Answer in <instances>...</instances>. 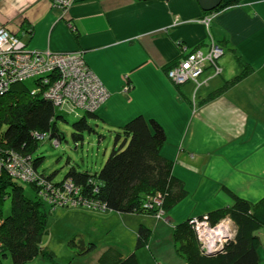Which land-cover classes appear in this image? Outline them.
Wrapping results in <instances>:
<instances>
[{
  "label": "crops",
  "instance_id": "1",
  "mask_svg": "<svg viewBox=\"0 0 264 264\" xmlns=\"http://www.w3.org/2000/svg\"><path fill=\"white\" fill-rule=\"evenodd\" d=\"M51 1L0 0V26L14 33L33 27L32 37L26 34L32 48L85 50L88 63L113 92L96 113L98 120L111 130L140 114L158 120L167 134L163 155L174 160V173L188 190L163 219L79 207L70 211L84 213L76 232L97 242V234L105 229L111 233L116 222L134 237L146 224L153 235L149 248L137 251L141 264H187L175 251L172 222L232 204L229 191L251 202L264 197V0H242L211 12L205 10L219 0H72L66 9ZM199 18L206 25L195 21ZM212 39L225 51L220 59L223 73L209 80L201 97L241 71V56L252 73L193 113L176 97L164 68L180 57L177 41L189 51H207ZM126 80L133 84L128 93L122 91ZM180 90L191 96L189 85ZM88 216L103 218L105 225L96 219L87 222ZM260 234L264 264V229ZM123 240L116 247L128 253L135 249L136 239L135 244L134 239ZM104 247L97 246L96 257ZM27 264L47 263L35 259Z\"/></svg>",
  "mask_w": 264,
  "mask_h": 264
},
{
  "label": "trees",
  "instance_id": "2",
  "mask_svg": "<svg viewBox=\"0 0 264 264\" xmlns=\"http://www.w3.org/2000/svg\"><path fill=\"white\" fill-rule=\"evenodd\" d=\"M241 1L219 0L205 11H221ZM248 69L246 66L245 72ZM50 76H54L51 70L27 78L34 79L33 88L25 83V79L0 91V264H7V259H10L9 264H27L37 257L58 264L55 252L44 241L51 213L44 199L62 203L65 207L72 206L75 201L101 213L159 214V219H163L188 195L185 182L174 173L173 162L161 153L167 140L164 127L143 115L135 116L112 130L115 143L99 171L90 172L72 166L60 181L54 179V173L47 175L40 171L44 162L43 155H36L40 142L50 138L59 145L64 138L58 120L65 118L58 109L74 114H79L80 110L84 112L72 123L76 129L73 133L76 141L84 139L85 131L96 132L94 123L98 126L97 122H100L96 113L84 108L70 110L56 105L47 95L49 84L46 80ZM240 77L213 93L223 92ZM13 163L20 175L25 167H29L32 180L24 181L17 176L12 171ZM22 183H27L34 191L33 197L26 194ZM229 193L232 204L172 222L175 251L187 264H262L260 230L264 229V197L251 202L231 191ZM7 200L10 201L8 213L4 209ZM228 218L235 224L234 236L219 252H205L191 220L206 219L216 225ZM152 235V227L141 224L134 250L121 254L115 246L104 249L99 255L100 263L141 264L137 251L150 244ZM72 241L70 244L76 247L78 255L92 253L96 248L94 241H80L79 244Z\"/></svg>",
  "mask_w": 264,
  "mask_h": 264
},
{
  "label": "rangeland",
  "instance_id": "3",
  "mask_svg": "<svg viewBox=\"0 0 264 264\" xmlns=\"http://www.w3.org/2000/svg\"><path fill=\"white\" fill-rule=\"evenodd\" d=\"M55 1L56 0L51 1L52 5L58 6L62 9H66L72 3L71 2L72 0H57L58 1L57 3ZM195 21L203 25H206L203 18H199ZM68 25L71 28V30L74 31L76 30L74 24H72L70 20H68ZM1 28L7 30V28L4 26H0V29ZM8 31L10 32L11 35H13L14 38H12L11 41L9 40L7 41L11 44L7 51L3 50L5 54L3 55L2 61L8 64L7 62L9 59L7 57V53L13 50L16 59L15 60L13 59L14 63H11L13 66L11 68L14 70L18 68L17 71L18 70L21 71V67H22L21 64H23L21 62H23L22 59H24V57L21 55H25L27 51H31L29 53L30 56L33 55L32 51L36 53L42 52L41 55L52 52L58 53L59 54L58 58L61 57V59L65 58L66 56L68 58V55H66V53L69 54L80 53L81 55H83L82 62H79L77 58H74L73 59L74 63L72 67L66 69L62 68V70L65 71L63 72L65 76L57 77L58 70H55L53 72L54 76H50L47 79V83L49 84L50 87L57 85L56 87L57 90L67 93L72 98L74 102H71L66 105L68 109L72 110L74 108L81 107L89 112L98 113L100 112L102 107L107 105L108 102L111 100L113 96V92L110 90L108 85L103 81L100 75L90 66V64L88 63L85 57L86 55L85 50H77L72 52H59L52 50L51 48H39V49L32 48L29 44V40H27L26 34H29L31 38L33 35V27L27 26L25 30L18 33H14L11 30ZM176 43H177V47H179L180 57L178 58L177 61L173 63L172 66H167V68L166 67L164 68L165 76L168 78L170 83L175 87L176 97H179V99H182V101L188 103L193 113H195L202 104H205L206 102H210L216 99L217 97L221 96L226 91L227 88H231L232 86L238 84L252 73V70H250V68L248 69L247 72H245L244 68H246V66L249 67V65L241 61L240 58H243V60H245L244 57L241 56L239 58L240 62L238 61L241 67V71H239V73H237L232 78L226 79L222 86L218 87L215 90L210 91L204 97H201L199 94L205 89L209 80L215 76L218 77L223 73V67L220 64V59L225 54V51L224 49L221 50L220 54H218L216 57H212L209 60L207 58L205 51H203L201 48L193 47L189 51L187 48L189 46L186 43L182 41H177ZM217 44L219 46H223L219 41H217ZM192 55H194V57H192ZM188 61L192 62L191 66L194 65L193 69L187 68L186 63ZM210 69L212 70V72L208 73L207 75L206 73L209 72ZM52 70L54 69H51V71ZM87 71H90L88 75H92V77H89L87 75V79L85 80L84 77L87 74ZM69 75H74L75 78H72ZM237 76H241L239 81L229 85V87L224 89L223 92L221 93L217 92L218 93L217 95L213 93L216 90L218 91L219 89L223 88L227 84V82H229L230 80L234 79ZM44 78H46V76H44ZM57 82L59 83L57 84ZM25 83L30 88L34 87L33 85L34 79H27ZM184 85H189V91L191 90L190 97L185 96L180 90L181 87H183ZM132 88H133V84L130 82V80H126L122 91L124 93H128L131 91ZM57 111L59 114H62L65 118L58 120V128L60 129V132L64 134V138L61 139V143L59 145H56L57 143L55 144L54 140L50 138H46L40 142L38 146V150L36 151V155L39 154L44 156V162L40 168V171L44 172L47 175L54 173L55 174L54 179L56 181H60L72 166H75L76 168L81 170H89L90 172L99 171L114 146L115 132L111 130V127L105 126L101 122H97L99 124L98 126H96V124L94 123L95 125L94 128L96 132L85 131L83 132L84 139L82 141H76L73 137V133L76 131V129L74 128L72 123L76 121L79 117H81V115L84 112L80 110L79 114H74L65 109L64 110L58 109ZM123 125L124 124H122L121 126ZM161 153L163 154V150H161ZM170 160L175 165L174 160L173 159ZM22 184H24L25 186L26 194L29 195L30 197H33L34 191L30 189V186L27 183H22ZM44 202L47 204L46 205L47 210L51 212L48 220V234L45 236L44 241L46 246L47 247L49 246L50 250L55 252L56 261L58 264H101L99 261V256L96 257L97 246H99V248L107 246L104 247L105 249H107L111 247L108 244H114V246L116 247L115 244L123 240L124 237L128 241L129 240L132 241V239H134V242L133 241L132 242L133 244H135L136 237H134V235L130 231L124 228L126 227L125 224H123L124 226L123 227L120 224H117L119 222H116L115 223L116 225H114L113 228L111 229V233H107L105 229L104 231H102V233L97 234L98 236L97 242H95L96 248L92 253L86 255H78L75 251L76 247L74 248L70 244L71 242H73L72 239L75 242H77V244H79L80 241H84L86 243V241L90 242L91 240H89L86 237V235L82 233L80 234L81 236L77 234L76 236L71 238L72 235L77 233L76 232L78 230L77 228L82 227L83 220L81 221L80 218L84 213L80 212L81 213L80 214L70 211H75L76 209H81V208L86 210L88 208L82 207L77 203H74V205L72 206L65 207V205H63L62 203L55 204L49 202L47 199H44ZM4 209L6 213L10 211L9 200L6 201ZM88 210L94 213H98L97 211L91 209ZM158 215H153V216L159 219L160 216ZM91 219L92 222H94V220L96 219V222H98L99 224H104V222L101 220L103 218L99 219V218H94L92 216H88L87 222ZM202 221L197 222L195 219H192L191 223L195 225V230L200 245L207 253L210 254L217 253L221 250L220 246L217 245V243H220L217 240L218 237H221L223 242H225V239L228 241L235 234L236 227L234 222L230 218H228V220L225 223L223 224L219 223L216 225H211L206 220L205 222H207V225L209 226L210 229L212 228L211 229L212 231L217 230V235H214L216 239L213 241H208L202 234L208 231L209 229H207L208 226L206 225V223H200ZM202 229L203 231L201 232ZM116 248L118 251H120L121 254L122 253L129 254L128 252H125L124 250H121L118 247ZM35 259H42V258L37 257ZM42 260L44 261V263L47 264H55L45 259ZM6 263L9 264L10 259H7Z\"/></svg>",
  "mask_w": 264,
  "mask_h": 264
},
{
  "label": "built area",
  "instance_id": "4",
  "mask_svg": "<svg viewBox=\"0 0 264 264\" xmlns=\"http://www.w3.org/2000/svg\"><path fill=\"white\" fill-rule=\"evenodd\" d=\"M55 2L57 3L58 1L56 0ZM12 38H14V37H13V35L10 34V32L8 30H6L4 28L0 29V91L3 90V89H6L8 86H10L15 81H22V80H25L27 78L34 77L35 75L37 76V75H39V74H41L43 72L49 71L51 69H59L62 72L61 76L63 77V76H65L64 73H63L65 71H63L62 68L66 69V68L72 67V65L74 63L73 62L74 58H77L79 60V62H82V59H83V57H82L83 55H81L80 53H77V54L66 53V55H68V58L66 56L65 58L61 59V57L58 58V55H59L58 53H53V52L52 53H48L47 52L49 54V56H48V54H42L41 55L42 52L41 53H36V52L32 51L33 55L30 56L29 53L31 51H27L25 53V55H21V56L24 57V59H22L23 62H21L23 64H21L22 65L21 71H19V70L17 71L18 68L16 70L11 68V67H13L11 63H14V60L16 59V56H15V53L13 52V50L9 51L7 53V57L9 59L8 62H7L8 64H6L5 62L2 61L3 60V55L5 54V52H3V50L4 51L8 50V48H9L11 43H9L7 41L8 40L11 41ZM206 55H207V58L209 60L212 57H216L217 56V54H215V53H209V54H206ZM192 57H194V55H192ZM53 62H55V63H53ZM190 62L191 61H188L186 63L187 64V68L193 69L194 65L191 66L192 62H191V64H190ZM84 66H85V63H84ZM89 72L90 71H87V74L84 77L85 80L87 79V75H88ZM69 76L72 77V78H75L74 75H69ZM88 76L92 77V75H88ZM77 80H79V79H77ZM46 82H47V80H46ZM58 83L59 82H57V84ZM53 87L49 86V89L47 91V95L52 100H54L56 105L66 106L67 104H69L71 102H74L72 100V98L67 93H65L63 91H60V90H57V88H56L57 85L53 86ZM11 167L13 168L12 171L14 173H17V176L21 177L24 181H27L29 179L32 180V176H31V172L32 171L30 170L29 167H25V170L22 171L21 175L17 171L15 163H13L11 165ZM74 203H76V202L73 201L71 203V205H74ZM227 220L228 219H225V220L221 221L220 223L223 224ZM196 221L199 222V221H202V220L196 219ZM205 221L206 220H204V221H202L200 223H206V225H207L208 221L207 222H205ZM207 228L209 229V226ZM202 231H203V229L201 230V232ZM216 233H217V230H214L212 232V234H211V236L213 235V240L216 239L214 237V235H216ZM217 240L221 243V244L217 243V245H219L220 248L222 249V247L224 246L225 242H227V240L225 239V242H223L221 237H218Z\"/></svg>",
  "mask_w": 264,
  "mask_h": 264
},
{
  "label": "bare ground",
  "instance_id": "5",
  "mask_svg": "<svg viewBox=\"0 0 264 264\" xmlns=\"http://www.w3.org/2000/svg\"><path fill=\"white\" fill-rule=\"evenodd\" d=\"M221 50H223V47L222 46H219L218 44H217V42H215L214 41V39H212L211 41H210V43H209V45H208V50L207 51H205V53L206 54H209V53H215V54H220V51ZM224 52V51H223ZM222 53V52H221ZM55 70H58V75H57V77H60L61 76V74H62V72L59 70V69H54V70H52L53 72L55 71ZM22 82V81H21ZM208 229V228H207ZM212 232L213 231H211L210 230V228H209V230L208 231H206V232H204V236H205V238L208 240V241H213V235L211 236V234H212ZM216 235H217V233H216Z\"/></svg>",
  "mask_w": 264,
  "mask_h": 264
}]
</instances>
